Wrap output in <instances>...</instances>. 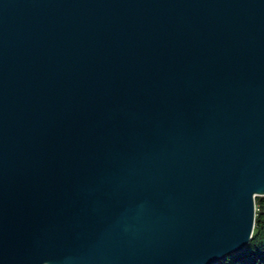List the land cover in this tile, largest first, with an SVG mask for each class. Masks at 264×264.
<instances>
[{"label": "water", "instance_id": "95a60500", "mask_svg": "<svg viewBox=\"0 0 264 264\" xmlns=\"http://www.w3.org/2000/svg\"><path fill=\"white\" fill-rule=\"evenodd\" d=\"M264 196V0H0V264H215Z\"/></svg>", "mask_w": 264, "mask_h": 264}, {"label": "trees", "instance_id": "16d2710c", "mask_svg": "<svg viewBox=\"0 0 264 264\" xmlns=\"http://www.w3.org/2000/svg\"><path fill=\"white\" fill-rule=\"evenodd\" d=\"M254 228L248 245L215 264H264V196L255 197Z\"/></svg>", "mask_w": 264, "mask_h": 264}]
</instances>
